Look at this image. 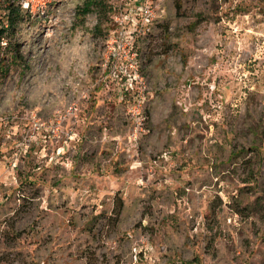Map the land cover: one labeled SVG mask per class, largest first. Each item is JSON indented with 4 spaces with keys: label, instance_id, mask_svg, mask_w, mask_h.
I'll use <instances>...</instances> for the list:
<instances>
[{
    "label": "rangeland",
    "instance_id": "obj_1",
    "mask_svg": "<svg viewBox=\"0 0 264 264\" xmlns=\"http://www.w3.org/2000/svg\"><path fill=\"white\" fill-rule=\"evenodd\" d=\"M9 1L0 264H264V0Z\"/></svg>",
    "mask_w": 264,
    "mask_h": 264
},
{
    "label": "trees",
    "instance_id": "obj_2",
    "mask_svg": "<svg viewBox=\"0 0 264 264\" xmlns=\"http://www.w3.org/2000/svg\"><path fill=\"white\" fill-rule=\"evenodd\" d=\"M93 0H87V5L85 6L84 11L89 10V6L92 5ZM181 5L180 3L176 4L177 11H180ZM5 9L7 13L5 14V17H0V40L4 39L7 46L13 45L12 47V59L13 61H21V54L18 44H11V37L14 35V29L17 27L19 22L21 21V6L18 4H15V1H9L5 5ZM19 61V62H20ZM2 67L4 65L1 64ZM122 208V202L121 200L117 201V210H116V216H118L120 210Z\"/></svg>",
    "mask_w": 264,
    "mask_h": 264
},
{
    "label": "built area",
    "instance_id": "obj_3",
    "mask_svg": "<svg viewBox=\"0 0 264 264\" xmlns=\"http://www.w3.org/2000/svg\"><path fill=\"white\" fill-rule=\"evenodd\" d=\"M141 10H142L141 12L143 13L144 17L146 18V21H150L153 18V12L148 5H143Z\"/></svg>",
    "mask_w": 264,
    "mask_h": 264
}]
</instances>
